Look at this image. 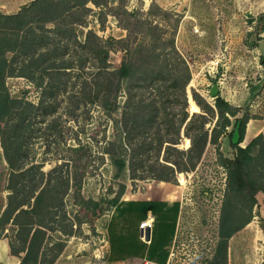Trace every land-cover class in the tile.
I'll list each match as a JSON object with an SVG mask.
<instances>
[{"label":"rangeland","instance_id":"obj_1","mask_svg":"<svg viewBox=\"0 0 264 264\" xmlns=\"http://www.w3.org/2000/svg\"><path fill=\"white\" fill-rule=\"evenodd\" d=\"M31 1L0 0V13L12 14L27 8L29 11L25 14L30 17L33 13V8H28ZM98 2V5L88 2L86 6L91 10L75 9L63 19L72 22V29L68 27L67 33H56L54 40L61 38L68 44L60 51L55 50V45L50 47V52L45 50L43 41L48 40L51 32H44L41 23L32 22L30 25L27 22L23 29L15 31L18 39L21 33L28 37L33 31L38 38L35 47L39 49L31 53L34 46L29 42L35 39L29 37L25 53L35 61L24 70L32 75L30 78L7 75L4 80L12 98L24 99L30 104L27 125L21 130L23 136L19 140L21 155L16 160V164L24 161L23 167L27 169L23 176L14 177L17 189L12 205L28 195L26 192L32 183L38 182L45 187L54 185L53 191L48 188L49 194L54 196L52 212L42 217L46 227H42L40 233H34L33 241H27L30 259L36 256L40 264H48L61 251L78 264H91L102 233L106 239V223L118 201L156 181L148 174L150 165L155 162L158 168L156 162H167L165 159L184 160L181 154L165 146L167 142L157 145L158 125L155 123L134 133L136 104L148 105L151 99L159 104L163 100L165 111L168 109L170 113L164 115L160 109L159 133L172 138L176 135L175 125L183 112L187 113L174 144L179 150H187L190 146V139L184 133L188 119L193 113L205 114L196 103L197 109L191 110L189 99L197 93L213 106L212 88L238 107L237 117L247 114V123L250 121L252 126H259L256 135L264 134V0ZM139 19L143 24L137 22ZM61 26L66 24L61 23ZM46 27L53 28V25L49 23ZM88 29L102 39L108 36L126 38L125 44L131 51L139 45L144 47L142 53L137 52L139 50L131 52L132 56H128L126 50L118 49L117 45L110 50L107 62L111 68L119 67L122 59L134 63L128 69L114 104L105 109L90 97L92 91H79L80 82L90 77L94 58L87 50V58L81 67L74 50L79 48L78 41ZM153 49L167 65L159 63L155 66L144 58ZM55 52L65 56V65L72 60L65 82L63 75H44L43 66L58 58V55L52 56ZM21 54L19 51L4 52V57L12 64L8 72L19 70L13 67L19 65ZM184 65L190 74L185 84ZM150 80L154 85H146ZM166 116L171 118L172 124L163 121ZM194 118L196 123L202 119ZM230 119L228 131L234 124V117ZM205 120L204 128L210 134L216 116L205 114ZM118 134L125 148L124 167L113 162L105 151L108 148L111 152L115 149L120 152L117 149ZM146 135L145 140L151 141V146L135 157L141 138ZM216 144L225 158H233V149L225 134L216 143L205 145L194 168L176 170L172 176L180 185L181 208L174 240L178 264H211L219 242L220 220L228 214L226 169L218 158ZM240 144L245 146L247 143ZM129 160L133 162L132 173L127 168ZM65 177L69 178V188L66 194L58 196L60 180ZM244 192L248 196L250 188L245 186ZM254 197L256 202L249 222L228 240L226 264H264V193L258 191ZM246 214V211L236 213L223 228L240 225ZM38 218L33 214H20L16 220L23 224ZM38 227L8 223L2 233L10 236L15 246H20V240L25 237L24 229L29 228V240Z\"/></svg>","mask_w":264,"mask_h":264},{"label":"trees","instance_id":"obj_2","mask_svg":"<svg viewBox=\"0 0 264 264\" xmlns=\"http://www.w3.org/2000/svg\"><path fill=\"white\" fill-rule=\"evenodd\" d=\"M88 2L98 5V0H32L30 2L29 9L33 8V13L30 17H27L25 14L29 11L27 8L20 9L19 11L12 14L0 13V143L3 149V154L5 160L10 169L8 175L7 188L11 190L8 197V204L5 208L3 214L0 217V233L4 229V225L12 217V214L15 210L18 209L16 215L12 218L13 224L25 225L30 227L33 225L39 226L34 230L32 237L28 240L27 235L29 233V228H25V237L22 238V242L26 243L34 240V233L43 231L41 228L46 227V223L43 221V216L50 215L51 208L54 206V196L49 194V192L54 190V185L45 187L40 183H32L31 188L28 192V195L14 205H12L14 190L16 191L14 177H20L24 175V172L27 168L23 167V162L16 164V160L19 158L21 153H19L20 147V137H22V131L26 127V120L28 114V107L30 104L24 99L20 100L19 98H12L7 88L5 87V76H21L25 78H30L32 75L29 72H25L24 67L27 65L34 64V59L32 56H29L26 52V41L29 37H33L35 41L29 42V45L34 46L32 49V54H34L37 47L36 42L38 38L33 31H30L28 37L26 34L21 33L20 37L17 38V32L21 30L24 25H27V22L32 25V22L41 23L40 26L43 27L44 32H51V36L48 37L47 41H43L45 50L50 52V47L55 45L54 48L57 51H60L61 48H67V42L61 38L55 39L57 32L62 31L61 33H67V30L72 29V22L63 21L69 13L75 9H81L82 11H89V7L86 6ZM132 15L131 13H129ZM139 24H143V20H137ZM9 28H5L6 24H12ZM51 23L53 28H47L46 25ZM61 23H65L66 26L62 27ZM69 27V28H68ZM23 29V28H22ZM74 36V35H73ZM57 37V36H56ZM43 40H45L43 38ZM126 38H115L113 36H108L106 39L99 37L93 30L88 29L83 34V39L78 41L79 48L74 50L77 52L79 57V66L82 67L84 59L87 58V50L92 54L94 61L91 67V73L88 80H82L79 87V91L88 90L90 97H92L95 102L98 103L103 109L107 108L109 105L114 104V100L117 97L123 81L127 78L128 69L134 63L132 60L126 61L122 59L121 65L117 68H111L107 62V56L110 50L115 49L114 45L118 46V49L126 50L127 55L132 56L131 52L137 51L141 52L144 49L143 45L138 46V48L133 51L125 44ZM154 49L156 47H153ZM39 49V48H37ZM149 50L147 55L144 58L149 59L151 64L155 66L157 64L167 65L166 62L160 59L159 54L156 50ZM5 51H19L22 52L21 58L19 60V65H14L13 69H19L16 73L11 71L8 72L7 69L11 68V61L4 57ZM43 52V50H42ZM17 53V52H16ZM142 53V52H141ZM19 54V53H17ZM61 54V53H60ZM58 52L53 53L52 56L58 55V58L55 61L47 62L43 68L45 76L56 74L58 76L63 75V82L66 81L68 75V68L72 67V60L67 61L68 65L63 64L66 62L65 56H61ZM20 55V54H19ZM23 56V57H22ZM51 56V54H50ZM66 59V60H65ZM48 60V59H47ZM59 60V61H57ZM43 60L40 62V65H43ZM57 61V62H56ZM10 66V68H9ZM186 70V80L190 78L188 67L184 65ZM52 77V76H51ZM153 81H149L146 85H154ZM193 99L189 100V108L191 110H196L197 105L200 107L202 112L205 114L211 113L213 116H216L215 123L211 128L210 134L208 130L204 128L205 124V114L202 113H193L191 117L185 124L184 133L190 139V146L187 150H179L174 144L177 143L179 132L178 128L181 123L187 117V113L183 112L182 117L179 119L178 125L176 127V135L174 138L164 136V134L159 133V123L162 122L158 116L160 109L164 112V115L169 114V111H165L164 101L160 100V103L155 99H151L150 103H138L135 105L136 119L133 123L134 133L143 131V127L152 126L155 123L157 126V145H165L168 149L174 150L181 154L184 160H170L165 159L167 162H156L157 167H155V162L149 167V175L152 179L157 180H174L172 176L174 172L177 171H187L191 170L198 163L205 145L209 143H216L217 139L220 136L227 135L229 138L230 147L233 149V158H225L221 151L218 149V144H216V151L218 158L221 164L226 169V180H227V196L226 202L229 204L228 214L223 216L220 220V228L218 232L219 242L215 249L214 256L210 261L211 264H226V251L228 245V239L236 232L241 226L249 222L251 216V210L256 200L254 195L256 192L261 191L264 193V134L259 133L254 136L245 146H241L240 142L243 140L246 123L249 119L247 114H243L241 117H237L239 111L237 106H233L226 99H224L218 92L213 96V106L205 102L204 98L200 94H194ZM183 102L186 104V98L183 97ZM197 105H196V104ZM160 107H159V106ZM54 108V107H53ZM52 108V109H53ZM52 109H49L50 111ZM142 115V116H141ZM194 116L202 118L196 123ZM230 117H234V124L231 130H227V127L231 125ZM159 119V120H158ZM163 121L168 123H173L171 118L164 117ZM124 125V124H123ZM148 136H142V142L139 144V150L135 152V157L140 151H146L147 148L151 146V141L146 142ZM117 149H120V152L115 149V152H111L110 149L106 148L105 151L110 154L113 162L119 163L120 166L124 167L126 164L125 157V148L120 143L119 134L117 136ZM134 156L131 157V159ZM181 159V158H180ZM169 162V163H168ZM22 163V164H21ZM132 163L127 165L129 172L132 173ZM157 171V172H156ZM181 179V178H180ZM62 182V183H61ZM61 190L56 192V195H64L67 193L69 188V178L65 177L60 180ZM47 185V184H46ZM248 186L250 188V193L248 196H245L244 188ZM51 188V191H49ZM49 191V192H48ZM47 193V195H46ZM57 196V197H58ZM56 197V196H55ZM56 197V198H57ZM247 199H246V198ZM32 199V201H31ZM59 200V199H58ZM246 200V202H244ZM241 211H246V219L237 226H234L231 229H224L223 226L226 225L228 219H232L236 213ZM20 214H33L39 216L37 220H28V222L20 224L16 220ZM17 222H16V221ZM39 244V243H38ZM11 251L16 253L14 250L12 241H10ZM38 249V246H37Z\"/></svg>","mask_w":264,"mask_h":264},{"label":"crops","instance_id":"obj_3","mask_svg":"<svg viewBox=\"0 0 264 264\" xmlns=\"http://www.w3.org/2000/svg\"><path fill=\"white\" fill-rule=\"evenodd\" d=\"M251 126L252 122L249 121L240 143L246 144L256 135L255 131L259 126L257 124ZM9 170L0 143V217L7 207L11 193L7 188ZM180 208V185L175 179L168 181L156 179L145 184L134 194L123 197L108 218L106 239L102 233L91 264H140L143 258L164 263L177 234ZM17 212L18 209L13 212L6 224L12 223V218ZM147 217L152 218V225L151 228L145 229L148 237L143 239L139 223ZM2 232L0 264H40L36 256L30 259L27 242L23 243L20 240L21 245L15 246L14 240ZM10 241L16 253L11 251ZM48 264L78 263L61 251Z\"/></svg>","mask_w":264,"mask_h":264},{"label":"built area","instance_id":"obj_4","mask_svg":"<svg viewBox=\"0 0 264 264\" xmlns=\"http://www.w3.org/2000/svg\"><path fill=\"white\" fill-rule=\"evenodd\" d=\"M151 225H152L151 217H147L139 223V228L141 229V237L143 239L145 238V229L151 228ZM176 258H177V250L175 244L173 243L168 251L167 259L164 263H159L147 258H143L140 264H178Z\"/></svg>","mask_w":264,"mask_h":264},{"label":"water","instance_id":"obj_5","mask_svg":"<svg viewBox=\"0 0 264 264\" xmlns=\"http://www.w3.org/2000/svg\"><path fill=\"white\" fill-rule=\"evenodd\" d=\"M216 93H217V90H216L215 88H212V89H211V94L214 96ZM190 99L193 101L192 98H190ZM193 102H194V101H193ZM145 237H146V238L148 237V232H146Z\"/></svg>","mask_w":264,"mask_h":264},{"label":"bare ground","instance_id":"obj_6","mask_svg":"<svg viewBox=\"0 0 264 264\" xmlns=\"http://www.w3.org/2000/svg\"><path fill=\"white\" fill-rule=\"evenodd\" d=\"M189 100H191V99H189Z\"/></svg>","mask_w":264,"mask_h":264}]
</instances>
